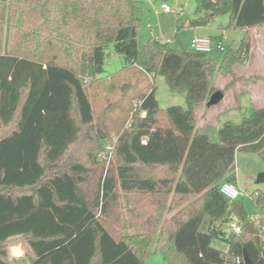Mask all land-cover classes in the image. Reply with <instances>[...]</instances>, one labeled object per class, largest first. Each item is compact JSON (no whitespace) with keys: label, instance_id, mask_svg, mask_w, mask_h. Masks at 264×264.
Listing matches in <instances>:
<instances>
[{"label":"trees","instance_id":"obj_1","mask_svg":"<svg viewBox=\"0 0 264 264\" xmlns=\"http://www.w3.org/2000/svg\"><path fill=\"white\" fill-rule=\"evenodd\" d=\"M139 15L138 0H0V264H14L9 244L20 238L26 264H143L153 245L167 264H245L244 252L264 264V193L252 194L255 216L221 193L236 181L238 150L264 161V107L224 123L218 142L197 125L199 109L214 108L216 78L232 77L227 88L264 81L234 72L264 29V0H196L188 26L229 15L225 29L245 31L220 62L159 37L140 48ZM111 48L126 66L165 77L188 108L163 109L154 88L126 83L141 104L118 131L111 124L117 162L105 173L96 154L111 141L110 118L96 123L86 80L100 79ZM231 215L240 233L226 231Z\"/></svg>","mask_w":264,"mask_h":264},{"label":"rangeland","instance_id":"obj_2","mask_svg":"<svg viewBox=\"0 0 264 264\" xmlns=\"http://www.w3.org/2000/svg\"><path fill=\"white\" fill-rule=\"evenodd\" d=\"M140 1V21L138 25V44L142 48L150 38H161L164 42L173 43L177 50L188 49L190 41L196 37H222L225 49H235L241 44L245 31L238 28L225 29L229 23V15L219 16L215 22L203 27V29L192 28L188 26L191 19L195 18L196 0H138ZM166 3L174 12L171 14L161 10L160 5ZM252 35L251 57L242 64H236L234 72L239 76L250 79L254 76L264 78V29H255ZM225 52L215 53L213 57L220 62ZM105 72L100 75V79L90 83L86 80L87 92L92 101V107L96 113L97 121H107L110 118L109 130L110 139L105 140L100 151L97 152V167L104 166L105 173L116 165V159L113 155L106 156V147L116 142V134L112 129L118 131L121 127V121L125 119L130 112L133 115L138 114L141 101L135 98V94L123 91L126 83L136 87L139 91L147 92L151 88L156 91V98L161 108L166 109L175 106L188 108L186 104V95L175 93L169 89L165 77L157 75L153 78L145 74L142 70L135 67H128L111 49L105 59ZM232 77L224 78L220 76L213 82L216 92L223 90L225 96L221 103L205 110L199 109L197 113V125L200 132L208 134L214 142L219 141L218 131L226 122H232L237 125L242 123L245 116H249L255 109L264 107V81L253 80L247 83L242 80L235 81L231 88L226 85L232 81ZM108 110V111H107ZM108 112V113H107ZM209 113V118L207 114ZM132 118L129 119L128 126ZM99 125V124H98ZM236 183L245 192L239 196V201L244 203L248 214L255 216L257 207L252 194L257 191L263 194L264 183H256L259 174L264 172V161L257 153H249L238 150L236 162ZM260 190V191H258ZM128 202V199L126 200ZM128 206L125 209V220L133 219L128 213ZM212 246L223 251H228L229 247L222 238H214ZM13 249L22 252L19 258L12 256ZM9 253L14 264L18 262L26 264L32 259V252L29 249L27 241L20 238L9 244ZM143 264H167L163 255L156 252L155 246L151 247L150 254L146 257Z\"/></svg>","mask_w":264,"mask_h":264},{"label":"built area","instance_id":"obj_3","mask_svg":"<svg viewBox=\"0 0 264 264\" xmlns=\"http://www.w3.org/2000/svg\"><path fill=\"white\" fill-rule=\"evenodd\" d=\"M160 8L162 11L166 12V13H169L171 14L173 11L172 8H170L166 3H163L160 5ZM161 41L163 43H169L168 42H164L162 39ZM190 45H189V48L196 52V53H200V54H213V53H216V52H222L225 50V47H224V44H223V41L222 40H215L213 38H210V37H196V38H193L191 41H190ZM147 142V139H143V143H146ZM106 156L105 157H108L109 155L112 154V147L110 146H107L106 149ZM225 185H231L232 188H235L236 191L239 193L238 195H236L235 197H232L230 195H227L226 193L227 192H230L231 189H225ZM222 189L224 191H222ZM221 193L223 195H225L228 199H231L233 201H236V200H239V196L242 195L243 193H245L241 187L238 185V183L236 182H224L222 187H221ZM264 193V191H263ZM228 226V231L229 232H234V233H240V227L238 225V219L236 218V216L234 215H231L230 217V220L227 224ZM230 260H232L233 262L237 263V264H240L241 263V259L240 258H229Z\"/></svg>","mask_w":264,"mask_h":264},{"label":"water","instance_id":"obj_4","mask_svg":"<svg viewBox=\"0 0 264 264\" xmlns=\"http://www.w3.org/2000/svg\"><path fill=\"white\" fill-rule=\"evenodd\" d=\"M224 96H225V94H224L223 90H219L210 97V99L206 103V105L209 108L216 107L221 103ZM256 183H258V184L264 183V172L259 174V176L257 177ZM243 260H244L245 264H253V262L251 261L247 252H244Z\"/></svg>","mask_w":264,"mask_h":264},{"label":"clouds","instance_id":"obj_5","mask_svg":"<svg viewBox=\"0 0 264 264\" xmlns=\"http://www.w3.org/2000/svg\"><path fill=\"white\" fill-rule=\"evenodd\" d=\"M225 189H231V191H230V192H227L226 194H227V195H230V196H232V197H235L236 195L239 194V193L236 191L235 188H232L231 185H225ZM222 191H224V190L222 189ZM21 255H22V252H21V251H19L18 249H13V251H12V256H13L14 258H19Z\"/></svg>","mask_w":264,"mask_h":264},{"label":"crops","instance_id":"obj_6","mask_svg":"<svg viewBox=\"0 0 264 264\" xmlns=\"http://www.w3.org/2000/svg\"><path fill=\"white\" fill-rule=\"evenodd\" d=\"M197 29H203V28H197ZM215 38V37H214ZM144 92V91H143ZM147 92H149V90H147ZM207 118H209V113L207 114ZM200 129V128H199ZM218 142V141H217ZM226 231L229 233L228 229H226Z\"/></svg>","mask_w":264,"mask_h":264}]
</instances>
